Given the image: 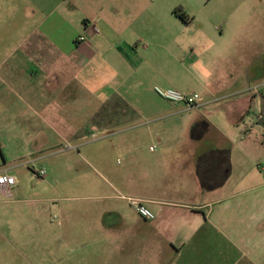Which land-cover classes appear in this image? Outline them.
<instances>
[{
  "label": "crops",
  "instance_id": "obj_1",
  "mask_svg": "<svg viewBox=\"0 0 264 264\" xmlns=\"http://www.w3.org/2000/svg\"><path fill=\"white\" fill-rule=\"evenodd\" d=\"M29 2L33 27L13 56L0 58V92L18 119L19 102L29 106L34 133L72 125L69 107L83 112L86 119L70 128L77 145L51 156L65 158L78 177L92 169V198L106 214L95 232L106 230L114 241L132 230L136 237L123 241L135 246L159 232L160 257L171 255L172 264H264V183L243 186L256 175L245 169V157L258 150L249 134L264 137V89H253L264 85V0ZM82 35L87 41H78ZM159 77L199 94L200 107L160 97L159 110ZM117 96L134 117L91 123ZM146 117L155 124L133 125ZM82 133L102 141L91 147ZM5 159L2 153L0 172L14 176ZM16 194V185L0 188V195ZM135 202L155 219L141 218Z\"/></svg>",
  "mask_w": 264,
  "mask_h": 264
},
{
  "label": "rangeland",
  "instance_id": "obj_2",
  "mask_svg": "<svg viewBox=\"0 0 264 264\" xmlns=\"http://www.w3.org/2000/svg\"><path fill=\"white\" fill-rule=\"evenodd\" d=\"M29 1L0 0V58L13 56L16 47L28 37L33 27L29 21L32 22L30 19L35 13ZM246 19L250 21L251 16ZM19 56L22 57L21 54ZM167 84V80L159 77L158 88H169ZM143 91L151 98V92ZM3 92H0V167H3V153L6 167L17 180V194L12 197L0 195V264H172L171 255L160 257L159 232L144 236L147 237L146 243L139 246L124 242L136 237L132 230L114 241L106 230L95 232L97 219L106 214L102 211L104 205L92 198L95 180L92 169L89 167L82 177H78L81 174L77 176L68 170L65 158L58 153L51 156L58 148L62 151L77 145L78 141L70 136L73 135L70 128L76 121L86 119L83 112L69 107L66 119L73 121L72 125L62 127V132L46 130L34 133L29 126V122L34 120L29 106L19 102L18 111L24 116L18 119L11 110L6 111L8 107L3 102L6 92ZM11 98L16 104V97ZM156 100L159 110L164 109L165 105L159 101L161 98ZM72 111L77 112V116ZM9 120L13 125L7 126ZM155 120L140 118L134 120L133 125L147 126L155 124ZM63 135L68 136L66 141ZM81 135L85 136L82 141H95L92 135ZM97 135L101 136V133ZM249 136L257 143L258 150L253 156L245 157L246 172L254 167L256 173L252 181L244 180L245 190L264 183V174L260 170L264 167V137L262 131ZM43 141L47 142L38 148ZM92 141L91 147L102 140ZM144 150V153L149 151V146ZM119 159L118 164H122L124 158ZM44 169L46 175L39 177L38 173ZM128 211L129 222L136 224L132 207L129 206ZM174 263L188 264L182 260Z\"/></svg>",
  "mask_w": 264,
  "mask_h": 264
},
{
  "label": "built area",
  "instance_id": "obj_3",
  "mask_svg": "<svg viewBox=\"0 0 264 264\" xmlns=\"http://www.w3.org/2000/svg\"><path fill=\"white\" fill-rule=\"evenodd\" d=\"M93 29V26H92ZM79 42L87 41L86 36L82 35L78 38ZM255 91L264 89V85L262 88L260 86L253 88ZM155 92L159 97L162 99L174 104V105H185L188 109H195L200 107V95L197 93H183L179 90L168 88V89H161L155 88ZM93 139H97L96 136H93ZM264 172V168H261ZM39 177H44L46 175V171L42 170L38 173ZM17 180L15 176L9 175L6 172H0V188L3 190H7L12 186H15ZM135 207L138 215L146 220L153 221L155 219V214L145 205L135 202Z\"/></svg>",
  "mask_w": 264,
  "mask_h": 264
},
{
  "label": "trees",
  "instance_id": "obj_4",
  "mask_svg": "<svg viewBox=\"0 0 264 264\" xmlns=\"http://www.w3.org/2000/svg\"><path fill=\"white\" fill-rule=\"evenodd\" d=\"M174 12L180 17H183L180 14V9H175ZM128 116L131 118L134 117V110L121 97L117 96L103 105L98 114L93 117L91 123L95 125H106L116 121L115 124L119 125L124 117L131 119Z\"/></svg>",
  "mask_w": 264,
  "mask_h": 264
}]
</instances>
